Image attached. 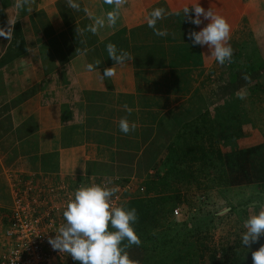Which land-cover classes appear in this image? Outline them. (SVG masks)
<instances>
[{
    "label": "crops",
    "instance_id": "crops-1",
    "mask_svg": "<svg viewBox=\"0 0 264 264\" xmlns=\"http://www.w3.org/2000/svg\"><path fill=\"white\" fill-rule=\"evenodd\" d=\"M76 2L79 10L68 7L67 0H29L23 8L16 7V0H0V27L7 29L9 20L14 25L0 54V77L5 69L3 83L13 89L0 101V124L7 120L2 110L9 109V124L0 132V203L10 212L9 174L33 176L37 183L43 176L53 183L117 177L133 180L138 191L142 161L146 170L148 159L161 149L166 127L181 121V89L171 78L204 76L206 63L209 70L217 62L208 57L207 45L193 44L188 35L210 21L201 16L203 23L194 25L184 18L183 8L200 4L225 16L234 46L246 28L250 7L247 0H126L117 25L106 24L93 34L88 30L92 17H106L112 6L104 0ZM158 7L166 12L156 25L167 30L164 37L156 36L147 24ZM190 16L195 18L194 11ZM108 43L132 59L116 65L115 76L101 79L104 69L115 64L108 57ZM33 59L36 65L29 70L26 65L22 74L9 70L19 61ZM97 61L95 71L86 70L87 64ZM124 116L136 124L128 134L119 128ZM149 129H154L152 136ZM129 158L135 160L129 163ZM7 220L0 228V256L7 244ZM129 252L143 264L141 250Z\"/></svg>",
    "mask_w": 264,
    "mask_h": 264
},
{
    "label": "rangeland",
    "instance_id": "rangeland-1",
    "mask_svg": "<svg viewBox=\"0 0 264 264\" xmlns=\"http://www.w3.org/2000/svg\"><path fill=\"white\" fill-rule=\"evenodd\" d=\"M247 3L250 6L246 14L247 25L244 31H240L242 35L239 34V44L236 41L234 46L231 45L234 51L230 62L224 65L215 62L209 70L206 63L204 71L207 73L204 76L171 78L176 79L175 83L178 81L181 89V121L166 127L161 149H158L156 156L148 159L149 166L146 170L142 161L143 170L138 174L143 181L130 200L146 196L140 189H146V182L155 177L150 176L149 172L158 161H164L167 156L172 157L171 161L174 163L182 158L190 161L185 156L191 151L194 152V146L201 144V140L208 139L212 133L211 141L225 155L244 152L257 146L264 152V0H247ZM0 39L4 40V37ZM241 42H244V45ZM34 65V59L19 61L15 67H9V70L19 69L22 74L25 66L29 70ZM3 82H6L5 69L3 77H0V101L8 99L13 92V89ZM168 86L167 82L166 90H169ZM175 86L177 87V84ZM149 87L152 88L150 85ZM184 106L187 109H184ZM176 116H179L178 113ZM188 124H196V127L194 133L191 130L186 133L187 138L195 135L197 138L189 145L191 147L185 146L184 152L177 143L173 147L176 152L169 153V147L176 143V137ZM223 129L228 132L227 136H230L228 140L222 138ZM204 146L211 148L210 141H206ZM247 158L250 160L247 161L250 178L242 180L241 183L235 181L232 172L227 171L225 165L218 161H215L214 166L203 161L192 163L188 171L192 174L189 178L191 185L183 188L181 192L187 205L183 207L176 203L169 204L168 209L181 211L178 219L188 215L186 228L192 232L191 245L196 248L203 245L212 251L206 252L204 259L194 264H211L213 250L218 251V262L225 264L231 261L233 255H224L222 251L242 242V233L246 231L244 221L264 206V154L260 156L255 153ZM133 160L135 158H129V163ZM155 168L152 171L156 170ZM4 204L0 203V228L10 213ZM174 210L172 216L167 214L164 218L156 217L157 227L153 231L154 234L158 235L169 229L174 219H177ZM180 228L184 229L182 226L172 227L175 231L171 233H178ZM199 228L201 232H198ZM261 237L264 238V235ZM133 249L141 250L138 247Z\"/></svg>",
    "mask_w": 264,
    "mask_h": 264
},
{
    "label": "clouds",
    "instance_id": "clouds-1",
    "mask_svg": "<svg viewBox=\"0 0 264 264\" xmlns=\"http://www.w3.org/2000/svg\"><path fill=\"white\" fill-rule=\"evenodd\" d=\"M29 0H16V7L23 8ZM105 4L112 6L106 17H92L94 23L88 26V30L96 34L100 28L115 27L120 17V8L126 0H104ZM67 6L79 10L80 5L76 0H67ZM194 11L195 18L190 16ZM179 14V13H177ZM166 15L165 9L154 8L147 18L148 27L152 28L154 34L159 37L168 35L167 30H160L156 27L157 22ZM184 18L187 17L194 25H201L204 20L210 22L200 31L188 33L193 44L207 45L210 50L209 58L215 59L220 65L230 62L233 57L231 47V24L227 18L215 13L211 8L207 11L200 4L183 8ZM14 25L9 20L7 29L0 27V37L7 40L12 38ZM108 57L115 62L113 67L104 69L101 79L115 76V66L122 65L132 59L130 53L118 50L116 45H106ZM100 64L89 63L86 70L95 71ZM248 79V77H245ZM243 99V97H240ZM125 111L131 115L132 109L123 105ZM120 131L128 134L136 129V124L124 116L119 121ZM108 183H93L86 185L81 183L72 197L67 201L64 211V223L55 231L54 238H49V244L53 250L69 254L73 260L80 264H140L130 256L128 249L135 245L139 246L142 241L135 230V223L138 220V213L135 208H128L125 204H117L119 192L118 186H109ZM246 231L242 233L243 246H251L259 241L264 235V206H261L258 213L250 214L244 221ZM126 241V243H125ZM253 264H264V245L252 252Z\"/></svg>",
    "mask_w": 264,
    "mask_h": 264
},
{
    "label": "trees",
    "instance_id": "trees-1",
    "mask_svg": "<svg viewBox=\"0 0 264 264\" xmlns=\"http://www.w3.org/2000/svg\"><path fill=\"white\" fill-rule=\"evenodd\" d=\"M6 38L0 39V54L1 48L8 44ZM2 46V47H1ZM3 116L7 119L0 124V132L6 131V127L9 124L8 113L9 109L2 110ZM196 124H188L183 127V130L176 137V143L169 147V153L176 152L173 147L179 143L182 152L185 150V146H189L197 136L187 138L186 133L191 130L194 133ZM154 129H149V133L152 135ZM4 133V132H2ZM226 130H222L223 140H228ZM230 135V134H229ZM213 136V133H212ZM212 136L208 139L201 140V144L194 146V152H189L185 156L186 159H180L175 163L171 161L172 157H166L164 161H160L156 166V175L152 179H149L145 184V197L136 198L130 200L126 206L128 208H135L138 213V220L134 227L139 235L142 243L139 246H131L128 251L133 248H140L144 254L143 264H194L198 263V260L204 259V254L209 251L205 246L198 245L194 247L191 245L190 239L192 238V232L187 229L188 215L181 217L180 219H174V223L170 225L164 233L154 234L153 231L157 227V216L170 214L172 216L174 209H168L169 204L176 203L179 206H186L181 194L182 189L191 185L189 178L192 175L188 171L190 170L192 163H199L203 161L208 165L214 166L215 161H218L225 165L227 171H231L235 181L241 183L242 180L250 178V171H248L247 161H250L248 156H253L255 153L262 156L264 154L262 148H250L244 152H237L232 154H223V152L217 149L214 143L211 141ZM206 141H210L211 148L204 146ZM199 143V142H198ZM198 154V155H197ZM175 155V153H174ZM201 156V158L199 157ZM200 158V159H199ZM216 159V160H215ZM210 163V164H209ZM247 167V168H246ZM252 173V170H251ZM164 174V175H163ZM244 184V183H242ZM241 184V185H242ZM9 197V196H8ZM174 208V207H173ZM182 226L184 229L178 230V233L173 234L175 230L172 227ZM199 228L198 232H201ZM185 240V241H184ZM201 242V241H200ZM126 243V241H125ZM264 245V238H260L258 242L253 243L250 247L243 246L242 242L238 245L230 246L228 249H224L222 252L225 254H232L231 261L225 264H253L252 252L258 250L260 246ZM211 264H222L218 262L217 250H213Z\"/></svg>",
    "mask_w": 264,
    "mask_h": 264
},
{
    "label": "built area",
    "instance_id": "built-area-1",
    "mask_svg": "<svg viewBox=\"0 0 264 264\" xmlns=\"http://www.w3.org/2000/svg\"><path fill=\"white\" fill-rule=\"evenodd\" d=\"M156 171L150 172L155 176ZM44 177V176H43ZM41 178V183L35 182L32 176L9 174V191L12 198V208L4 229L6 248L0 256V264H80L67 253L53 250L49 238H54L55 231L63 224V211L70 197L81 183H108L118 186L116 203L127 204L135 185L133 180L120 178H88L87 181H51ZM140 191L144 194L145 189ZM181 211L174 210V216Z\"/></svg>",
    "mask_w": 264,
    "mask_h": 264
}]
</instances>
